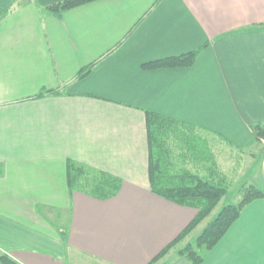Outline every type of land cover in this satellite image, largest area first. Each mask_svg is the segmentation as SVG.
Instances as JSON below:
<instances>
[{"label":"crops","instance_id":"0c3cea01","mask_svg":"<svg viewBox=\"0 0 264 264\" xmlns=\"http://www.w3.org/2000/svg\"><path fill=\"white\" fill-rule=\"evenodd\" d=\"M66 1L0 0V254L20 264H192L176 250L188 238L155 260L198 211L152 193L146 114L253 146L251 128L264 123V0L49 10ZM205 45L191 68L142 67ZM68 162L120 189L72 190ZM255 179L264 192V171ZM202 257L264 264V198Z\"/></svg>","mask_w":264,"mask_h":264},{"label":"trees","instance_id":"16d2710c","mask_svg":"<svg viewBox=\"0 0 264 264\" xmlns=\"http://www.w3.org/2000/svg\"><path fill=\"white\" fill-rule=\"evenodd\" d=\"M95 1L98 0H68L50 7L49 10L56 17H61L66 11ZM207 46L185 55L149 62L142 67L146 71L191 68ZM93 66L80 71L77 78L82 80L87 77ZM146 125L149 149L148 175L152 193L178 206L198 211L179 237L155 259L157 261L188 238L210 217L228 194L229 186L224 176L223 179L217 176L215 154L207 136L202 134L204 130L156 113L146 114ZM251 129L258 141L264 139V123L254 125ZM67 170L68 183L72 190L89 193L92 191L93 195L103 198L115 195L120 189L121 182L110 175L93 174L72 162H68ZM262 198L263 191L255 186H246L241 202L225 206L197 238L195 247L189 244L179 251V255L187 258L192 264H202L203 257L196 249L212 250L240 218L244 208ZM0 264L20 263L5 254H0Z\"/></svg>","mask_w":264,"mask_h":264},{"label":"rangeland","instance_id":"374dc122","mask_svg":"<svg viewBox=\"0 0 264 264\" xmlns=\"http://www.w3.org/2000/svg\"><path fill=\"white\" fill-rule=\"evenodd\" d=\"M205 131L202 134L207 136L210 141V146L215 154V163L217 165L218 178H226L229 186L228 194L222 199L220 204L216 207L213 213L208 217L187 239L186 242L181 243L176 247L184 249L189 244L195 247L197 238L202 234L206 226L213 221L219 212L228 205H237L241 202L243 197V189L246 186H255L262 191L259 183H256V176L258 172L264 171V139L258 141L253 135L254 145L246 149H238L230 146L225 142L215 139L214 135ZM252 132V129H251ZM217 178V179H218ZM254 184V185H253ZM175 248V247H174ZM200 256H203L206 250L196 249Z\"/></svg>","mask_w":264,"mask_h":264}]
</instances>
